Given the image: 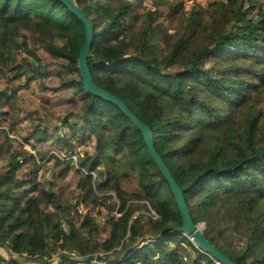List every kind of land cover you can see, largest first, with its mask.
I'll return each instance as SVG.
<instances>
[{"label":"trees","instance_id":"trees-1","mask_svg":"<svg viewBox=\"0 0 264 264\" xmlns=\"http://www.w3.org/2000/svg\"><path fill=\"white\" fill-rule=\"evenodd\" d=\"M71 1L92 23L88 65L95 84L150 127L193 222L205 223L206 239L236 264H264V121L259 110L264 2L228 0L208 10L211 23L192 13L186 26L190 37L195 38L193 29L199 26L206 34L197 42L184 37L168 42L167 54L155 58L157 19L153 12L132 15L142 0ZM135 20L144 22L137 37ZM85 35L84 24L60 1L0 0V76L24 75L26 85L47 78L50 63H43L38 49L58 65L60 84L51 90L71 89L82 106L77 113L60 115L62 126L53 128L55 143L63 152L94 143L93 153L76 157L77 189L81 202L98 206L105 205L98 192L116 193L119 204L110 203L106 219L110 235L95 241L99 225L91 214H77L79 201L66 207L50 184L41 191L38 162L12 150L4 129L8 144L0 139V249L8 256L0 252V264H222L185 234L167 229L181 228L183 220L142 132L116 104L85 93L79 68ZM8 91H0V125L9 114L3 109L13 108L18 95L16 88L10 96ZM53 119L35 125L39 144L54 127ZM53 157L57 166L62 164L61 157ZM28 162L38 167L30 179L20 177ZM131 178L138 192L129 197L122 184ZM228 233L243 245L234 246Z\"/></svg>","mask_w":264,"mask_h":264},{"label":"rangeland","instance_id":"rangeland-1","mask_svg":"<svg viewBox=\"0 0 264 264\" xmlns=\"http://www.w3.org/2000/svg\"><path fill=\"white\" fill-rule=\"evenodd\" d=\"M165 3H161V0H142V2L135 3V9L132 13L133 16H143L148 13L153 12L152 18L157 19V25L159 26L158 34L155 36L154 44L155 51L153 57H158V54H167V44L168 42H175L176 40L184 37L189 42H197L201 35H205L206 32L202 28L196 27L193 29L195 38L190 37V31L186 29L187 20L192 17V13H196L200 19V22L209 21L211 23L213 20V15H211L208 10L212 7L220 8L222 5L229 3L228 0H164ZM264 2V0H261ZM149 20H151L149 18ZM127 24L132 26V20H128ZM144 22L136 21L135 25L132 27L135 36L137 37V32L142 28ZM30 37L31 44L35 42L34 38ZM40 57L43 58L44 64L50 63V75L45 79H36L32 81L29 85H26V76L18 77L16 79L7 76H0V91L9 90V96L12 95V89H18V95L13 102V108L10 106L3 109L8 111L6 124L0 125V139L1 143L8 144L5 141L3 135H1L4 129L8 130V140L12 145V150H19L20 152L26 154L28 160L35 159L39 164V169L34 162L26 163L20 172V177L30 179V174L32 170L38 169L37 180L41 184V191H47L49 184L50 187L53 186L56 191L59 201L63 206L74 205L78 201L80 202L77 214L85 215L91 214L97 220L99 225V232L95 234L94 240L102 242L107 239L110 235L108 225L106 224V219L111 214L109 205L119 204L118 197L115 192H109L108 194L98 192V197L102 198L104 206H98L97 204H86L81 202L82 193L77 189V184L79 182L80 174L78 169H80V160L76 157H83L86 152L93 153L94 143H87L85 145H76L70 151L63 152L60 149V145L55 143L56 136L54 134L55 127L62 126V120H59L60 115L65 113H77L81 108V101L77 96L73 95L71 89H59L57 91H52L51 88H57L59 86L58 75L59 68L57 64L53 63L54 60L51 59L43 49H38ZM26 55L20 56V58H25ZM176 67L175 70H179ZM45 85L48 89L43 88ZM259 110L263 113L264 121V97ZM55 117L53 119L54 127H50L49 135L46 137L43 143L37 142V137L34 133L35 125L40 123V119H47ZM3 120V119H1ZM11 126L13 129L11 130ZM64 129V128H63ZM62 131L60 134H69L68 130L60 129L57 132ZM58 134V135H60ZM53 156H59L62 159V164L56 165V160ZM21 159L24 160L23 157ZM4 161H0V171L4 172L2 169ZM69 167L70 171L66 178H61L60 174L62 171ZM7 171V169L5 170ZM122 189L125 193L130 196L138 192V183L135 178H131L122 184ZM112 195L109 201L105 200L104 196ZM47 211H54L53 206L43 205ZM140 213V211H137ZM116 214V211L113 212ZM71 217H76L74 211H72ZM202 230L206 229V224H200ZM229 235V242H233L234 246H242L243 244L239 242L235 236L231 233ZM5 250L0 249L3 256H8L4 253Z\"/></svg>","mask_w":264,"mask_h":264},{"label":"water","instance_id":"water-1","mask_svg":"<svg viewBox=\"0 0 264 264\" xmlns=\"http://www.w3.org/2000/svg\"><path fill=\"white\" fill-rule=\"evenodd\" d=\"M57 1H60L61 3L65 4L69 8V10L72 11L85 26V42L80 49L79 56V68L83 80L85 93L101 97L109 102L116 104L122 110V112L140 129L152 159L154 160L160 172L172 188L176 203L178 205V209L183 220V226L181 228L168 227L167 229H176L178 232L185 234L195 246L205 250L209 254H212L220 263L236 264L232 261L231 258L225 255L221 250L212 245L206 239L200 224H195L193 222L189 208L185 202L181 187L177 184L172 173L170 172V170L168 169L162 157L159 155L154 146L150 127L147 124L143 123L136 115H134L121 99L112 95L106 90L98 87L95 84L88 65V59L91 54L92 44L94 40L93 27L90 18L71 0Z\"/></svg>","mask_w":264,"mask_h":264}]
</instances>
